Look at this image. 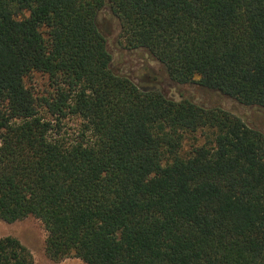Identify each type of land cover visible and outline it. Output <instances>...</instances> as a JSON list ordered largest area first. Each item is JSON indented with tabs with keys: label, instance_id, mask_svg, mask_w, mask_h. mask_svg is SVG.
Instances as JSON below:
<instances>
[{
	"label": "trees",
	"instance_id": "1",
	"mask_svg": "<svg viewBox=\"0 0 264 264\" xmlns=\"http://www.w3.org/2000/svg\"><path fill=\"white\" fill-rule=\"evenodd\" d=\"M107 5L0 0V222L39 220L56 264H264L263 132L117 73L99 22ZM109 6L125 47L173 82L264 109V0ZM0 264L35 259L8 236Z\"/></svg>",
	"mask_w": 264,
	"mask_h": 264
},
{
	"label": "rangeland",
	"instance_id": "2",
	"mask_svg": "<svg viewBox=\"0 0 264 264\" xmlns=\"http://www.w3.org/2000/svg\"><path fill=\"white\" fill-rule=\"evenodd\" d=\"M100 14L99 22L108 41V48L113 57L114 70L132 79L142 89H154L166 97L177 101L191 100L206 107H221L241 118L246 124L257 128L264 134V109L242 105L238 101L220 93L202 88L197 84L179 85L173 82L165 73L163 67L152 60L144 51L129 50L121 37L119 23L113 15L109 2ZM31 84L35 90L42 93L46 90L45 78L37 76ZM80 121L70 118L64 122L63 135L74 139L79 131ZM203 143L200 134L188 136L184 149L189 151L193 146ZM12 236L20 240L34 256L35 264H56L45 252L47 233L42 223L28 217L15 223L0 222V238ZM57 264H84L79 259H67Z\"/></svg>",
	"mask_w": 264,
	"mask_h": 264
}]
</instances>
